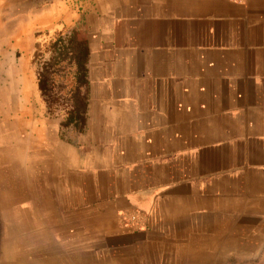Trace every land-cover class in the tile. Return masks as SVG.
<instances>
[{
  "label": "crops",
  "instance_id": "obj_1",
  "mask_svg": "<svg viewBox=\"0 0 264 264\" xmlns=\"http://www.w3.org/2000/svg\"><path fill=\"white\" fill-rule=\"evenodd\" d=\"M53 30L89 43L75 137L38 89ZM5 169L29 178L32 264H264V0H0Z\"/></svg>",
  "mask_w": 264,
  "mask_h": 264
},
{
  "label": "rangeland",
  "instance_id": "obj_2",
  "mask_svg": "<svg viewBox=\"0 0 264 264\" xmlns=\"http://www.w3.org/2000/svg\"><path fill=\"white\" fill-rule=\"evenodd\" d=\"M61 34L58 30L38 34L36 47L32 49L38 69L49 58L50 45ZM45 105L54 120L63 119L67 114V109L62 106ZM26 173L17 171L15 174L19 175H15L11 169L0 170V264H32V204L21 203L14 207V202L28 201L32 196L28 191L29 178L24 176ZM60 248L61 242L54 238V253H59ZM55 258L60 264V256ZM230 264L240 263L233 261Z\"/></svg>",
  "mask_w": 264,
  "mask_h": 264
},
{
  "label": "trees",
  "instance_id": "obj_3",
  "mask_svg": "<svg viewBox=\"0 0 264 264\" xmlns=\"http://www.w3.org/2000/svg\"><path fill=\"white\" fill-rule=\"evenodd\" d=\"M89 56L88 41L77 31H70L50 45V56L37 71L42 98L50 107L67 109L62 125L73 129V137L84 131L87 121Z\"/></svg>",
  "mask_w": 264,
  "mask_h": 264
},
{
  "label": "built area",
  "instance_id": "obj_4",
  "mask_svg": "<svg viewBox=\"0 0 264 264\" xmlns=\"http://www.w3.org/2000/svg\"><path fill=\"white\" fill-rule=\"evenodd\" d=\"M238 2H245V0H236ZM145 215L141 211H132L123 216V223L125 226L132 229H140L143 226Z\"/></svg>",
  "mask_w": 264,
  "mask_h": 264
}]
</instances>
